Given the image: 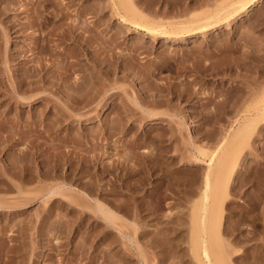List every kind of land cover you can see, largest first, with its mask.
Instances as JSON below:
<instances>
[{
	"label": "rangeland",
	"instance_id": "obj_1",
	"mask_svg": "<svg viewBox=\"0 0 264 264\" xmlns=\"http://www.w3.org/2000/svg\"><path fill=\"white\" fill-rule=\"evenodd\" d=\"M262 44L264 0L230 25L153 42L111 0H0V264H200L191 205L207 166L188 161L219 144L241 90L264 80V61L219 68ZM224 232L233 264H264V123L243 149Z\"/></svg>",
	"mask_w": 264,
	"mask_h": 264
},
{
	"label": "bare ground",
	"instance_id": "obj_2",
	"mask_svg": "<svg viewBox=\"0 0 264 264\" xmlns=\"http://www.w3.org/2000/svg\"><path fill=\"white\" fill-rule=\"evenodd\" d=\"M260 1L215 0L212 2L211 0H190V3L193 2L195 5H203V8L198 11H189L190 7L188 6V2L183 7L181 5L180 9L175 1L162 0V4L169 5L171 10L176 9L179 13L181 11L185 12L184 17L177 19H166L158 17V15L144 13L136 6L133 0H111V6L114 13L119 15L124 22L133 26L137 32H145L146 35L151 37V41L153 42L160 40L161 37L183 39L194 37L198 33H205L214 29L221 22L230 25L242 13L249 12ZM261 61H264V44L260 45L257 49L245 51L244 59L238 60L234 64L230 63L226 67L219 68V72L236 71L237 68L259 71L261 70ZM201 69L199 72H201ZM205 70H209L207 65ZM215 73L212 71L211 74L215 76ZM257 79H254V85L249 87V89L247 88L248 90H241L245 107L240 112L241 116L225 132L219 144L212 150L207 147L196 146V152L191 153L192 159L189 160L190 162L188 161V164L195 166H207L202 180L203 187L201 192L192 200L191 205V241L194 254L198 258L195 260H198L200 264H233L230 254V243L224 237L225 208L230 199V189L234 181V176L238 171L243 149L249 143L252 135L264 123V80L258 81ZM194 93L188 94L186 97L187 100L192 99ZM227 94L229 95V92ZM75 101L81 102L82 100L75 99ZM225 106L224 109L232 107L229 103ZM219 112H222V110ZM148 113L150 116H157V114L151 113L150 111ZM120 126L125 128L127 127V123L122 122ZM1 181L10 186L6 180ZM47 190L50 197L61 194L60 186H53ZM111 191L114 193L117 191V188L112 187ZM94 208L97 209L96 211L104 219L112 223L117 218L110 208L98 200H95Z\"/></svg>",
	"mask_w": 264,
	"mask_h": 264
}]
</instances>
